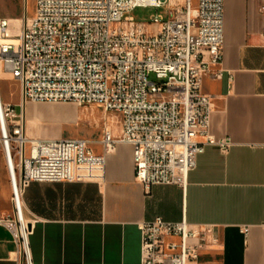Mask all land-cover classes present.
Returning a JSON list of instances; mask_svg holds the SVG:
<instances>
[{
	"label": "built area",
	"instance_id": "2783aa9c",
	"mask_svg": "<svg viewBox=\"0 0 264 264\" xmlns=\"http://www.w3.org/2000/svg\"><path fill=\"white\" fill-rule=\"evenodd\" d=\"M34 16L18 34L0 18V66L19 84V111L0 96V152L10 186V212L0 226L15 245L14 259L31 264L23 194L32 182H75L102 175L117 142L132 147L134 178L147 194L154 185L185 184L205 146L225 154L228 137L209 131L212 98L205 76L221 75L223 0H35ZM136 7L166 8V16L134 21ZM264 15V2L260 6ZM216 69L212 72L213 69ZM153 75L158 81L149 79ZM29 102L97 105L118 117L119 136L105 127L103 154L83 138H32L23 111ZM141 264H197L215 246L216 225L139 222ZM247 227L240 228L246 234Z\"/></svg>",
	"mask_w": 264,
	"mask_h": 264
},
{
	"label": "crops",
	"instance_id": "0c3cea01",
	"mask_svg": "<svg viewBox=\"0 0 264 264\" xmlns=\"http://www.w3.org/2000/svg\"><path fill=\"white\" fill-rule=\"evenodd\" d=\"M263 2L223 0L221 75L205 76L201 86L213 103L209 131L230 139L228 151L205 146L183 186L154 185L145 194L134 178L129 144L117 142L104 153L102 135L87 140L95 154L105 156L99 178L32 182L24 191L25 215L35 218L28 238L31 264H141L137 224L155 216L216 225L219 242L205 247L197 264H264ZM26 132L54 138L29 135L27 126ZM112 134L118 137L119 131ZM9 197L0 152V212H10ZM243 226L246 234L240 232ZM14 251L10 234L0 226V264H23Z\"/></svg>",
	"mask_w": 264,
	"mask_h": 264
},
{
	"label": "rangeland",
	"instance_id": "374dc122",
	"mask_svg": "<svg viewBox=\"0 0 264 264\" xmlns=\"http://www.w3.org/2000/svg\"><path fill=\"white\" fill-rule=\"evenodd\" d=\"M181 4L182 0H171L172 6ZM35 8V0H0V18L10 20L9 31L16 35L26 19L34 16ZM154 13L164 15V8L136 7L125 12L124 16H129L134 21H147L149 15ZM149 79L155 83L158 82L153 75H150ZM0 94L4 102L13 104L19 111V84L11 79L1 66ZM24 116L28 134L41 137L84 138L91 143L101 138L105 127L114 132L119 131L118 117L97 105L77 106L69 102H29L25 104ZM55 116H61L64 119L59 122L41 121Z\"/></svg>",
	"mask_w": 264,
	"mask_h": 264
},
{
	"label": "bare ground",
	"instance_id": "6f19581e",
	"mask_svg": "<svg viewBox=\"0 0 264 264\" xmlns=\"http://www.w3.org/2000/svg\"><path fill=\"white\" fill-rule=\"evenodd\" d=\"M3 78V77H2ZM0 96H1V94H0ZM23 116H24V111H23ZM24 119H25V116H24ZM25 122H26V119H25Z\"/></svg>",
	"mask_w": 264,
	"mask_h": 264
}]
</instances>
